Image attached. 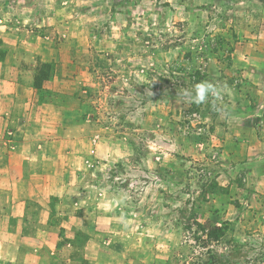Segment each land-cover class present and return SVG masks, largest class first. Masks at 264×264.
<instances>
[{
    "label": "rangeland",
    "instance_id": "1",
    "mask_svg": "<svg viewBox=\"0 0 264 264\" xmlns=\"http://www.w3.org/2000/svg\"><path fill=\"white\" fill-rule=\"evenodd\" d=\"M256 31L264 0H0V60L29 59L41 103L59 75L66 113L0 104V264H264V163L230 110Z\"/></svg>",
    "mask_w": 264,
    "mask_h": 264
},
{
    "label": "crops",
    "instance_id": "2",
    "mask_svg": "<svg viewBox=\"0 0 264 264\" xmlns=\"http://www.w3.org/2000/svg\"><path fill=\"white\" fill-rule=\"evenodd\" d=\"M254 37L264 38V31H256ZM240 49L238 51L235 50L236 56L241 54L239 53V51H242ZM55 53L56 51H50L44 58L46 59L48 57L47 59L51 60ZM247 54L248 57L246 59L240 58L243 62L239 61L238 63L242 65L240 67L249 69V82L246 86L242 85L238 90L233 91V106L230 105V107H232L230 108L232 113L231 117L235 121H239L242 125L250 128V131L247 133L240 129L241 131L235 134L237 135L239 150L243 154L247 151V159L249 161L253 159L255 162L261 161L264 163V44H261L260 41L255 43L252 47L248 48ZM28 61V58L15 59L11 52H5L3 58L0 60V88H8L9 95L8 97L3 95L0 99V104L8 100L10 104L16 102V104L26 106L24 109L30 112L39 111L37 115L39 129H47L48 127L51 130L63 128L64 125H61V121L66 116V113L64 112V107L59 106V103L63 105V102L57 100L59 96L58 91H60V76L57 75L52 79V82L49 81L46 83L47 86H45V84L43 86V88H48L56 93L54 94L55 97L53 98V102H50L52 99H48L47 103L38 102L36 100L37 90L33 87L35 71L33 66L28 64ZM257 80L259 82H257ZM11 89L17 92L14 94V91ZM2 113L3 111H0V115ZM8 113L10 114V112ZM26 115L31 116L32 113L23 114V116ZM246 135H248V139L251 138L249 140L250 143L252 142L251 140H254L249 147H247L245 143ZM41 151L43 152L44 150L41 149ZM248 166H250L248 180L252 178L251 176H256V178L260 180L264 179V171L262 173H256L251 167V162L248 163ZM18 247L19 244L16 248ZM97 259L96 257H91L90 263L101 264V261Z\"/></svg>",
    "mask_w": 264,
    "mask_h": 264
},
{
    "label": "clouds",
    "instance_id": "3",
    "mask_svg": "<svg viewBox=\"0 0 264 264\" xmlns=\"http://www.w3.org/2000/svg\"><path fill=\"white\" fill-rule=\"evenodd\" d=\"M195 95L192 96L191 92H185V95L192 96V100L195 103H203L204 101L207 100L209 94L218 96L219 95V90L212 84H209L207 82H201L197 83L194 85L193 88Z\"/></svg>",
    "mask_w": 264,
    "mask_h": 264
},
{
    "label": "trees",
    "instance_id": "4",
    "mask_svg": "<svg viewBox=\"0 0 264 264\" xmlns=\"http://www.w3.org/2000/svg\"><path fill=\"white\" fill-rule=\"evenodd\" d=\"M46 79H47L46 77H43L41 75L40 76L36 75L34 78L33 87L36 90H40L42 81H45ZM222 236H223L222 230L220 228L213 227V228H210L208 232L205 234L206 238L203 241L215 242V241H218Z\"/></svg>",
    "mask_w": 264,
    "mask_h": 264
}]
</instances>
